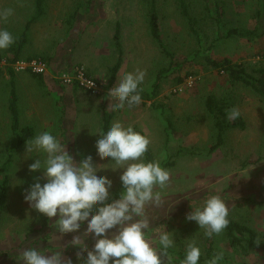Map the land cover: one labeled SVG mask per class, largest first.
<instances>
[{"label": "rangeland", "instance_id": "374dc122", "mask_svg": "<svg viewBox=\"0 0 264 264\" xmlns=\"http://www.w3.org/2000/svg\"><path fill=\"white\" fill-rule=\"evenodd\" d=\"M185 1L197 36L181 16L177 0H156L161 47L149 33L145 0H42L41 13L36 0H0V10H13L6 22L0 20V29L8 30L14 40L30 21L25 31L28 39L23 47L27 49L25 53L42 52L105 68L103 80L105 75L110 77L111 70L106 69L113 67L119 56L114 41L118 27L122 52L118 79L113 86L124 72L139 68L146 71L139 87L147 93L156 83V95L138 105L125 104L113 111L109 104L118 101H110L107 95L113 87H108L109 81L104 85L97 80L104 90L99 95L60 81L95 97L76 96L64 102L57 92L49 89L48 92L37 77L16 72L12 81L18 99L19 127L31 129L28 139L40 132H50L77 162L91 155L93 163L101 167L97 176L112 180L111 194L122 189L123 169L113 171L110 167H115V162L97 155L95 142L99 138L97 132L102 130L103 112L112 114L110 125L119 120L125 126L131 124L141 129L150 140L154 159L163 168L165 163H171L165 168L170 173L167 186L156 189L161 192V206L148 204L145 208L151 229L164 225L173 234L174 247L170 249L178 246V240L203 243L204 230L185 217L191 206L201 205L210 195H220L231 217L264 234V101L251 88L230 81L224 71L212 69L203 58H227L242 64L253 78L264 79V35L250 39L225 36L231 28L263 30L264 6L261 0ZM217 4L221 12L219 25L215 22ZM257 11L262 12L260 17ZM10 46L0 52L4 54ZM187 73L190 75L186 76ZM20 76L27 80L20 83ZM189 77L191 85L177 91ZM179 78L183 81L177 83ZM11 89L6 73L0 75V182L7 179L8 192L0 212V264H22L16 257L28 248L45 251L62 248L65 257L80 264L76 259L79 246L70 242L80 236L89 249L93 247L92 235L84 236L87 222L77 232L60 234L54 226L58 216L49 219L24 200V189L35 182V177H41L42 185L46 182L43 169L32 172L28 167L37 158L43 161L46 154L26 153V141L17 145V136L10 128ZM209 96L218 99L219 105L226 104L222 106L227 119L228 110L237 107L238 118L244 121L243 128L227 130L214 150L211 147L216 144L217 131L205 107ZM156 236L157 233L150 234L153 241ZM214 239L216 248L226 258L233 256L242 264H264L263 252L257 250L241 256L233 253L223 232L214 234Z\"/></svg>", "mask_w": 264, "mask_h": 264}, {"label": "clouds", "instance_id": "9594fccd", "mask_svg": "<svg viewBox=\"0 0 264 264\" xmlns=\"http://www.w3.org/2000/svg\"><path fill=\"white\" fill-rule=\"evenodd\" d=\"M12 14L11 8L0 10V20L6 22ZM13 43V35L0 29V49H7ZM145 75L146 71L137 68L119 77L118 83L107 92L110 101H118L110 102L113 111L124 108L125 104L132 107L141 103L143 89L139 86ZM239 116V108L228 110L229 120ZM97 133V155L101 159L110 157L116 165L110 167L113 171L123 169L119 198H113L110 193L112 180L97 176L101 167L93 163L91 155L75 161L65 145L44 131L26 140V153L42 151L46 154L43 161L37 158L28 166L32 172L43 169L42 177L46 182L42 185L41 177H35V182L24 189V200L49 219L58 216L54 226L60 234L77 232L87 222L84 236L92 235L93 247L89 249L80 236L70 242L79 246L76 259L80 264H171L169 249L174 247L173 234L165 230L164 225L151 229L145 211L148 204L161 206V192L156 189L167 186L169 171L158 160L145 159L150 140L135 131L131 124L125 126L115 120L106 133L103 130ZM191 208L186 220L195 221L207 238L221 234L229 225V208L220 195H210L201 205ZM151 233H157L155 241L150 238ZM260 242L255 241L257 245ZM224 255L223 251L216 252L205 264H218ZM200 257V247L195 240H190L180 264H198ZM16 259L22 264H73L70 257L62 254V248L57 251L28 248Z\"/></svg>", "mask_w": 264, "mask_h": 264}, {"label": "trees", "instance_id": "16d2710c", "mask_svg": "<svg viewBox=\"0 0 264 264\" xmlns=\"http://www.w3.org/2000/svg\"><path fill=\"white\" fill-rule=\"evenodd\" d=\"M146 1V18H147V25L149 28V33L151 37L159 44V46H163V40L160 34V25H159V19H158V13L156 9V0H145ZM262 4L264 6V0H261ZM41 4L42 0H36V6L38 8L39 13H41ZM177 6L180 10L181 16L188 22L190 29L192 33L197 36V31L194 27L192 17L189 13V7L185 0H177ZM207 7V5H206ZM40 8V9H39ZM220 8L217 4L216 6V17L215 22L217 25L220 24L221 19V12L219 11ZM257 15L260 17L262 15V12L257 11ZM30 21L25 25L24 31L14 40V43L10 46L9 50L5 52L4 54L0 52V56H5L10 61H15L18 59H32L36 57H41L43 60H45L48 63V59L44 56L37 55V54H31V55H23L22 49L25 46L27 42V34L26 30L29 28ZM261 35H264V29L259 30H245L240 31L237 28H231L228 31L225 32L226 37L231 36H237L240 38H253V37H260ZM198 40V37H197ZM114 41H115V47L118 49L119 56L118 59L111 69V77L109 81L108 87L112 85V83L115 80V75L118 71V68L121 63V48L119 44V29L116 28L115 35H114ZM199 42V40H198ZM164 51V50H163ZM166 51V54L169 55V53ZM205 62L212 68L216 70H222L224 71L227 76L229 77V80L234 83H240L246 87L251 88L259 97L264 101V79H256L251 76L244 66L242 64H237L231 62L229 59L225 58L222 60H214L211 59L209 56H203ZM6 73L8 78L11 80L12 89H11V101L9 103V109H10V118H11V131L12 133L17 136V145H22L31 135L32 131L29 127H22L20 128L19 125V115H18V107H17V97L14 93V87H13V81L12 78L14 77V72L11 69H7L6 71L0 70V75H3ZM88 74V72L86 71ZM35 77H41V74H31ZM89 75V74H88ZM190 75L189 73L186 74ZM183 78L177 79V83L182 82ZM156 83L153 86V89L151 92L145 93L144 91L141 92V97L143 101L151 100L152 97L156 95ZM218 99H216L214 96H209L206 99L205 107L210 114V116L213 117V124L217 131V140L216 144H214L211 147V150H214L222 143V138L225 134V132L229 129L233 128H243L244 127V121L240 118H237L235 120H229L226 118L224 107L222 105H225L221 102V104H218ZM112 118L111 113L103 112L102 115V130L106 133L107 130L110 127V121ZM135 131H139L142 134L144 132L139 129L138 127L134 126ZM25 132H28L29 135H27ZM25 133V134H24ZM145 135V134H144ZM145 159L147 161L155 160L154 156L152 154V151L150 147L148 146V151L145 154ZM171 163H165L164 167L166 168ZM122 190V189H121ZM121 190H118L117 192H114L112 194L113 198H119V194ZM7 179L4 178L2 182H0V212L4 208V205L7 200ZM229 225L228 227L223 231V234L226 238V241L228 243V246L231 248L234 254H239L241 256H246L249 254V252L254 251H261L264 253V234L258 232L255 228L251 227V225L247 224L246 222H241L239 220L234 219L229 215ZM259 239L261 242L257 245L255 241ZM197 245L201 249V257L198 261V264H205V260H210L214 253L219 252L218 249L215 246V239L214 235L211 238L205 237L203 240V243H200ZM185 247H186V241L178 240V246L174 249H169V254L172 258L171 264H180V260L184 258L185 255ZM218 264H242L238 263L236 260L232 258H226L224 256V259L219 261Z\"/></svg>", "mask_w": 264, "mask_h": 264}, {"label": "built area", "instance_id": "2783aa9c", "mask_svg": "<svg viewBox=\"0 0 264 264\" xmlns=\"http://www.w3.org/2000/svg\"><path fill=\"white\" fill-rule=\"evenodd\" d=\"M11 69L14 72H27L31 74L44 75L49 72L48 63L41 57L32 59L8 60L5 56H0V70ZM55 77L67 85H76L93 95H99L104 92L101 84L91 75L86 73L83 66H74L69 70H62L55 74ZM185 84L177 89L182 91L186 86H190L192 78H187ZM92 85V86H91Z\"/></svg>", "mask_w": 264, "mask_h": 264}, {"label": "crops", "instance_id": "0c3cea01", "mask_svg": "<svg viewBox=\"0 0 264 264\" xmlns=\"http://www.w3.org/2000/svg\"><path fill=\"white\" fill-rule=\"evenodd\" d=\"M25 52H27V49H22L23 55L37 54V55L45 56L48 59L49 72L44 74V75H41V77H39V78L37 77V79L40 81L42 86L47 87L46 88L47 91L49 89L54 94H56V92H57V96L60 97L61 99H63L64 102L66 100L69 102L70 99H74L76 96H78L79 99L80 98L81 99L82 98L95 99V97H92V96L89 97L84 91L80 90V88H78V87L63 85L62 83H60V80H58L55 77V75L53 73L54 71L59 72V71L65 70V69L69 70L73 67V64H82V65H84V67H86L85 69L89 75H91L92 77H95L96 80H99L101 83H104V85H105L106 81L107 82L110 81L111 76L108 77V75H105L104 80H103L102 72L104 71L105 68H103V69H100V67L95 68V66H93L91 64L86 65V64H83L80 62L74 63L70 60L69 61L65 60L64 57H61V56L55 57L52 54H44L42 52H35V53H30V52L25 53ZM109 67H111V66H109ZM112 68L113 67H111L110 69L107 68L106 69L107 72L110 71ZM2 71L4 72V70H2ZM14 73H16V72H14ZM116 76L117 75H115V80L111 86H113L115 81L118 79V78H116ZM18 80L20 81V83H23V81L27 80V79L25 78V76H20V77H18ZM97 99L101 100L100 98H97ZM17 101H18V99H17ZM94 103H95V101H94Z\"/></svg>", "mask_w": 264, "mask_h": 264}]
</instances>
